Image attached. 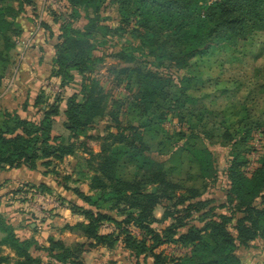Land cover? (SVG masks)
<instances>
[{
  "label": "trees",
  "instance_id": "16d2710c",
  "mask_svg": "<svg viewBox=\"0 0 264 264\" xmlns=\"http://www.w3.org/2000/svg\"><path fill=\"white\" fill-rule=\"evenodd\" d=\"M57 1L61 13L45 9L41 0L37 8L31 0H0V86L13 65L16 43L23 40L18 16L24 7H31L37 10L38 27L53 40L51 69L43 81L67 90L63 97L49 95L42 91L41 82L35 98L39 120L22 118L0 105V170L41 166L49 170L46 173L62 177L64 190L83 204L59 196L62 205L82 218L65 226L78 241L49 237L47 245H40L34 237L17 236L0 213V264H84L88 249L117 246L128 252L134 264L147 260L149 264H244L237 249H249L256 241L264 247V85L252 89L254 76L233 72L243 66L255 72L260 68L252 63L264 60V0ZM107 7L116 12L118 26L105 25ZM195 9L201 20L188 27ZM81 15L86 22L79 26ZM101 30L129 43L97 56L95 35ZM105 57L115 62L109 71L124 81L130 100L111 101L109 92L92 76ZM217 89L243 99L237 108L216 115L204 133L186 136L183 131L164 129L167 115L180 112L186 102L195 105ZM61 114L66 137L52 133ZM101 122L107 125L99 132ZM256 134L261 135L262 152L252 160ZM197 139L206 147L225 145L224 169H205L196 153ZM91 142L99 145L98 151ZM116 144L162 159L124 178ZM70 157L77 161L75 171L81 176L74 183L87 182L88 193L69 187L70 175L56 171ZM251 161L253 168L247 175ZM218 174L226 182L220 201L206 196ZM36 189L51 192L43 185ZM1 200L4 208L13 202ZM18 201L16 211L24 204L23 199ZM159 206L163 214L156 219ZM29 212L27 219L36 225L42 217ZM154 223H160L161 229L152 228ZM27 228L32 230L30 225ZM164 245L180 249L182 255L164 254L159 250ZM3 248L14 257L4 256ZM34 251L39 255L32 256Z\"/></svg>",
  "mask_w": 264,
  "mask_h": 264
},
{
  "label": "rangeland",
  "instance_id": "374dc122",
  "mask_svg": "<svg viewBox=\"0 0 264 264\" xmlns=\"http://www.w3.org/2000/svg\"><path fill=\"white\" fill-rule=\"evenodd\" d=\"M31 1L33 2V7H35L36 5L37 8L39 0H31ZM13 5L17 7V3H14ZM34 9L35 8L24 7L23 12H21V14L18 16L17 23L20 25H25L26 23L33 22L34 23L33 26L34 27L37 26V31H39L40 28L38 27V23H37L38 21L36 22L35 19V12L37 13V10ZM103 17L107 19L105 25H108L109 27L118 26L116 19V12L113 10V8L107 7L103 13ZM189 18L190 20L188 27H192L194 24H197L201 20L198 9H195V11L194 10L191 11ZM85 22L86 21L84 20L83 15H81V19L79 20L78 25L82 26L83 24H85ZM95 41H97V43L99 44L98 50L95 54L97 56L102 54L104 55L109 54L110 52L117 50L119 48V45L123 43L126 44L129 43L128 39L126 38L124 40L123 39L119 40L117 35H111L110 33L106 34L102 30L95 35ZM133 43L137 45L139 42L134 41ZM139 51L143 52L144 50L140 49ZM114 64L115 62L111 58L105 57L103 64L100 66L99 69H97L92 74V76L98 79L100 85L103 86L107 92H109V94L111 95L110 100L113 102L117 101L116 103L119 104L120 101H123L124 99L126 100L127 97H129L130 100L131 97L124 81L119 82L117 79H115V76L112 75V73H110L109 66ZM253 64L256 67H259L260 69L254 72L251 71L250 68L243 66L242 69H236L235 72H233V75L239 76L245 74L246 76L249 77L254 76L256 80L253 81L255 85L252 86V89L253 88L255 89L259 85H264V60L259 59L257 60L256 63L253 62L252 65ZM239 71L240 73H237ZM76 80L78 81L76 85H79V78H77ZM67 88H70V85ZM71 88H73V86ZM65 91L67 92V90L65 89L62 91L61 93L62 97L65 95L63 94V92L65 93ZM261 93L262 92L258 93V95L261 96L260 95ZM242 99L243 98L241 97V95L224 93L223 90L221 89L210 91L206 97L199 98V100L195 105L194 103L186 102L183 104L181 110H179L180 112H177L176 110V112L172 114L173 116L167 115L166 120L163 123V127L165 130L169 132L183 131L184 133H186V136H188L190 133H193L195 131H198V133H204L207 131L208 126L215 121L216 115H218L219 113L227 112L226 108H234V107L237 108L238 103H240ZM216 122L219 123L220 119H218ZM106 125H107L106 122H101L97 125L96 130L99 132L102 131L106 127ZM109 130L111 133L114 134L116 133V129L114 127H111ZM260 139H261V135L256 134L255 142H254V149L256 150V153H254V155L251 156L250 159L252 160L256 159L258 155L257 153L262 152L261 142L263 141ZM90 145L94 149V151L99 150V145L97 143L91 142ZM196 146H197L196 153L197 155L200 156V159L203 165L205 166V169L207 168L208 171H212L213 169L216 168L221 170L224 169V167H226L225 161L228 156V151L226 150L224 144L221 145L215 144V146L208 145L206 147V144L199 143V140L197 139ZM114 151H117L119 153L120 174L124 178L137 174L140 171H142L145 167L148 168L150 163L162 159L160 156H158L155 153L136 154L131 150H129L127 147H125L124 144H116L114 146ZM71 159L72 160L69 163L64 165L61 175H70L69 181L72 183L68 184L69 187L79 188L80 190H82V192L86 191L88 189L87 182H82L78 184L74 183V180L77 179L80 180L81 176L75 171L76 160L74 158ZM251 162L252 163L249 164V166L245 169V174L247 175L253 168V161ZM80 163L82 162L80 161ZM218 176H219L218 181L214 185H212V187L208 190L206 195L207 197H211L216 201L224 200V190L226 189V182L224 181L222 175L218 174ZM58 180H61L58 182L61 183V185L66 184L62 177H59ZM84 184H86L87 187L83 186ZM36 187L38 186L29 183L20 182V183H15L14 186L8 189V184H7L6 187H2L3 189H0L1 190L0 194L2 196L3 194L5 195L4 196L5 200L12 199L15 204L16 202L17 203L19 202L18 200L23 199L24 204L18 207V211H17L18 213L22 212L24 214L29 215L30 213L29 211H32L31 212L32 214L34 213L37 216L38 215L40 217L42 216V218L38 219L36 225L32 224L31 220H28L29 223H31V226L38 229L40 232H44L43 230L47 232L48 229H59V228L62 229L63 227L65 229L66 225L63 224V221H59L60 215L64 220L63 213L65 212V210L68 209L65 205H62L61 202L59 201L60 197H65L62 189L60 187H57V189H53L51 192L46 193L37 190ZM19 190H21V192L17 193V191ZM13 191L16 192L11 194ZM68 195H69L68 199H70L73 202L80 203L76 199L74 201V198H72V195L70 193ZM81 205L83 204L81 203ZM68 210L71 212L70 209ZM26 211L28 212L26 213ZM219 212H225V211L218 210V213ZM162 214H163L162 207L161 206L157 207L156 210L154 211L155 218L160 219ZM67 217H70V215L67 214ZM6 222H7L6 224L11 225V223L8 221L7 218H6ZM161 227L162 225L160 223H154L152 225V228L154 229H161ZM133 231L135 235L139 236V233L137 231L135 230ZM69 234L71 235V238L64 239L63 241H67V242L74 241L72 240V237L75 238V236H73L70 232ZM159 250L167 255H173L177 257L182 255V251L180 249L171 247L170 245H164ZM119 255H120L119 256L120 260L126 263L127 261L126 259H124L125 257L123 258L122 254ZM236 255L244 264H264V247L262 243L259 241L253 243V246L249 249H243V248L237 249ZM149 263L150 261L147 260L146 264ZM139 264H144V263L142 261H139Z\"/></svg>",
  "mask_w": 264,
  "mask_h": 264
},
{
  "label": "crops",
  "instance_id": "0c3cea01",
  "mask_svg": "<svg viewBox=\"0 0 264 264\" xmlns=\"http://www.w3.org/2000/svg\"><path fill=\"white\" fill-rule=\"evenodd\" d=\"M33 24L34 23L31 22L26 23L25 25H20L23 31L22 38L24 41H27L28 45L24 47V49L23 47L18 48V46H16L13 51V65L9 71V75L5 77L0 86V105L9 111H16V113L22 118L39 120L41 118V112L39 110L40 107L35 104V98L38 93H40L41 82L48 77V74L50 73L51 45L53 40L43 29L40 28L39 31H37V26L34 27ZM47 102L51 103V99H48ZM64 107L65 103L63 100L60 104L61 112ZM62 122L63 116L61 114L55 119L52 131L53 135H59L61 137L67 136V132L62 127ZM71 160L70 157L62 164L58 165L56 171L61 174L64 165ZM48 171V169L41 166L36 170H30L24 166L16 169L0 170V189L6 187L7 184L9 189L14 186L15 183L20 182L37 186L43 185L51 191L60 187L65 196L64 198L70 200L68 199V194L70 193L72 195V193L64 190L62 187L63 184L61 185V183H58L61 180H58V178L52 173H46ZM83 186H86V184ZM83 192L87 193L88 189ZM4 196V194L3 196L0 194V199L3 198L1 201H4ZM72 198H74L75 201L73 195ZM77 201L80 202L79 200ZM77 204L81 205V202ZM14 206L16 207L15 203L11 202L9 208H4L0 203V213H2L3 217L5 219L7 218L11 223L14 228V233L17 236L23 238L34 237L40 245H47L46 241L49 237L54 238L55 240L71 238V235L63 226L73 225L82 221L81 217L72 214L67 209L63 213L64 220L61 215L59 217V221H63L64 224L62 229H48V231L50 230L49 232H46L45 230H43L44 232H40L38 229L32 231L34 227L29 224L26 214L22 212L18 213ZM67 214H69L70 217H67ZM28 225L31 226L32 230L27 228ZM2 238L3 234L0 233V240ZM72 240L78 241V239L73 237ZM2 254L4 256L14 257L13 252L8 248H3ZM119 254H122L123 258L125 257L124 259H126V263L120 260ZM38 255L39 254L36 251L32 252V256L36 257ZM83 260L84 264H134L129 258L128 252L122 248V246H117L113 250H106L104 248L88 249L83 254ZM43 261L46 262L47 260L43 258Z\"/></svg>",
  "mask_w": 264,
  "mask_h": 264
},
{
  "label": "built area",
  "instance_id": "2783aa9c",
  "mask_svg": "<svg viewBox=\"0 0 264 264\" xmlns=\"http://www.w3.org/2000/svg\"><path fill=\"white\" fill-rule=\"evenodd\" d=\"M41 2H42V7H44V8L46 7L45 9L48 8V9H51L53 11H56L57 13L62 12L61 4L57 0H41ZM27 45H28L27 41H24V40L18 41L16 43V46L23 47V48L26 47ZM42 91H44L45 93H47L49 95H54V94L57 95V94L62 93V89L59 87V84L54 83V82L49 81V80L43 81ZM37 217H40V216L38 215Z\"/></svg>",
  "mask_w": 264,
  "mask_h": 264
}]
</instances>
